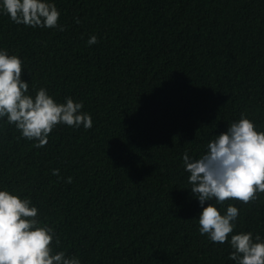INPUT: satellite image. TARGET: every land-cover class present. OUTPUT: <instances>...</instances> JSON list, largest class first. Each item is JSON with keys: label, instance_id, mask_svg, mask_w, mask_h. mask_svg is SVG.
Here are the masks:
<instances>
[{"label": "trees", "instance_id": "trees-1", "mask_svg": "<svg viewBox=\"0 0 264 264\" xmlns=\"http://www.w3.org/2000/svg\"><path fill=\"white\" fill-rule=\"evenodd\" d=\"M54 3L63 31L0 13V49L30 92L82 102L93 126L58 124L37 148L0 120V187L29 197L82 264H232L227 241L198 231L182 156L241 113L264 130V0ZM228 204L234 232L264 237V192Z\"/></svg>", "mask_w": 264, "mask_h": 264}, {"label": "clouds", "instance_id": "clouds-1", "mask_svg": "<svg viewBox=\"0 0 264 264\" xmlns=\"http://www.w3.org/2000/svg\"><path fill=\"white\" fill-rule=\"evenodd\" d=\"M0 13L16 24L33 28H58L60 11L54 0H0ZM77 22H79L77 20ZM97 43L91 35L88 45ZM23 61L0 49V120L14 124L21 137L46 145L58 124L89 129L92 117L72 97L58 102L45 87L29 91L22 79ZM188 184L201 211L198 231L213 243L227 241L232 264H264V237L251 231L234 232L238 208L224 202L234 199L248 203L264 192V130L244 113L227 123L226 130L213 135L198 156H182ZM53 169L52 174L58 175ZM71 182V177L67 178ZM229 234L230 237H229ZM59 237L53 227L38 218V209L29 197L0 187V264H82L76 255L56 251Z\"/></svg>", "mask_w": 264, "mask_h": 264}]
</instances>
